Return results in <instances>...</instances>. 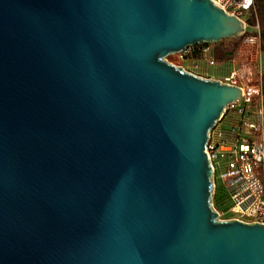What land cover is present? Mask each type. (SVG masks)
I'll list each match as a JSON object with an SVG mask.
<instances>
[{
    "label": "water",
    "instance_id": "obj_1",
    "mask_svg": "<svg viewBox=\"0 0 264 264\" xmlns=\"http://www.w3.org/2000/svg\"><path fill=\"white\" fill-rule=\"evenodd\" d=\"M244 31L211 0H0V264H264L204 152L241 90L165 59Z\"/></svg>",
    "mask_w": 264,
    "mask_h": 264
},
{
    "label": "built area",
    "instance_id": "obj_2",
    "mask_svg": "<svg viewBox=\"0 0 264 264\" xmlns=\"http://www.w3.org/2000/svg\"><path fill=\"white\" fill-rule=\"evenodd\" d=\"M226 13L241 19L246 28H254L256 34L249 35L251 53L244 66L243 73L236 69L235 58H229L232 69L221 82L238 86L241 95L228 102L219 119L208 133L204 152L207 153L212 168L213 185H219L225 194L227 208L217 210L222 219H238L244 222L264 223V95L261 79L250 81L245 72L259 65L261 46L257 22L253 26L247 23V15L254 10V0H211ZM177 61L172 63L194 75L200 62L211 66L215 63L206 43L187 46L173 53ZM217 64V60H216Z\"/></svg>",
    "mask_w": 264,
    "mask_h": 264
},
{
    "label": "rangeland",
    "instance_id": "obj_3",
    "mask_svg": "<svg viewBox=\"0 0 264 264\" xmlns=\"http://www.w3.org/2000/svg\"><path fill=\"white\" fill-rule=\"evenodd\" d=\"M250 31H252V33H248V34H240L237 37H229V38H223L225 39V42H231L235 39H237V47L230 53L228 58H224V59H220L217 58L215 56L214 53V49H215V44L217 42H210L208 43V46L210 48L211 51V55L214 56L215 58V63L211 66H207L206 63L200 62L198 64V68L196 70L197 73L202 74L203 76L209 78V79H217V78H222L224 75H226L228 73V71L230 69H232V65L230 63L227 62V60L229 58H235V61L237 62V64L235 65L236 69L239 70V72L243 73L245 67L244 66H240L238 65V63H242V64H246L247 59H249V55H250V43H248V41H246L247 36L249 35H254L256 34V31L254 28H250ZM165 59L168 62H172L175 63L177 61L176 55L175 54H168ZM216 60H217V64H216ZM264 74V51L261 52L260 54V60H259V65H257V63H255L252 67H251V71L250 72H245L244 74V81L246 80V76L249 78L250 81H256L258 79H261V84H262V75ZM247 81V80H246ZM212 204L214 206V203L212 201ZM215 207V206H214ZM216 208V207H215ZM217 210H224L222 208H216ZM225 215H221L219 218L222 219L224 218Z\"/></svg>",
    "mask_w": 264,
    "mask_h": 264
},
{
    "label": "trees",
    "instance_id": "obj_4",
    "mask_svg": "<svg viewBox=\"0 0 264 264\" xmlns=\"http://www.w3.org/2000/svg\"><path fill=\"white\" fill-rule=\"evenodd\" d=\"M246 20L249 26H253L257 22L261 51H264V0H254V10L249 12ZM248 33H252V31H250V28L247 27L244 34ZM237 44V39L227 43L225 42V39L219 40L215 44V56L220 59L228 58L230 53L237 47ZM262 92L264 95V74L262 75ZM212 201L216 208H227V202L225 200L223 189L217 184L213 190Z\"/></svg>",
    "mask_w": 264,
    "mask_h": 264
},
{
    "label": "crops",
    "instance_id": "obj_5",
    "mask_svg": "<svg viewBox=\"0 0 264 264\" xmlns=\"http://www.w3.org/2000/svg\"><path fill=\"white\" fill-rule=\"evenodd\" d=\"M262 52V51H261Z\"/></svg>",
    "mask_w": 264,
    "mask_h": 264
}]
</instances>
